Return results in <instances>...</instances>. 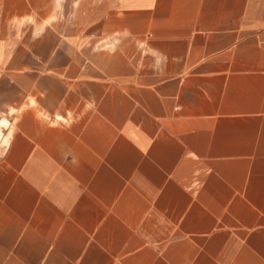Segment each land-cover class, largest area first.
Wrapping results in <instances>:
<instances>
[{"label":"crops","instance_id":"0c3cea01","mask_svg":"<svg viewBox=\"0 0 264 264\" xmlns=\"http://www.w3.org/2000/svg\"><path fill=\"white\" fill-rule=\"evenodd\" d=\"M0 264H264V0H0Z\"/></svg>","mask_w":264,"mask_h":264}]
</instances>
